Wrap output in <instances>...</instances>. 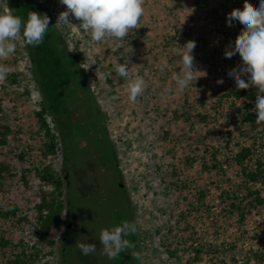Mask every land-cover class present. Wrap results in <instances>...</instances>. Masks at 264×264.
Listing matches in <instances>:
<instances>
[{
	"label": "rangeland",
	"instance_id": "1",
	"mask_svg": "<svg viewBox=\"0 0 264 264\" xmlns=\"http://www.w3.org/2000/svg\"><path fill=\"white\" fill-rule=\"evenodd\" d=\"M43 1L56 24L66 7L59 0ZM248 2L258 7L260 0ZM198 4L197 9L206 8L201 14L208 19L185 15L167 24L165 30L171 28L166 35L136 29L123 42L97 43L77 26L55 25L68 52L78 56L76 62L104 117L131 222L137 226L135 251L142 260L128 252L109 260L102 252L101 230L127 219L121 201V216L113 218L68 195L72 211L68 216L65 206L58 226L49 230L52 244L38 239L36 208L41 193L50 187L37 177L36 169L49 166L67 193L59 175V149L56 145L54 154L46 157L41 153L44 137L35 116L40 95L22 40L12 56L0 60L11 70L0 81V263L18 252L13 246L23 243L41 251L35 264H264V204L239 223L236 215L227 213L224 195L234 192L241 198L244 193L233 155L249 147V158L260 155L264 161L259 147L264 123L256 128L241 125L240 102L232 103L236 85L227 73L241 63L240 57L224 56L243 27L235 21L229 27L227 15L242 9L244 0H198ZM70 22L79 23L72 17ZM187 40L196 42L195 62L207 76L179 90L173 79L180 71L177 43L182 46ZM127 58L132 73L146 81L145 92L135 103L128 100L127 81L115 73L116 62ZM218 79L224 83L217 84ZM46 120L55 134L52 118L48 115ZM213 162L216 168L211 167ZM107 187L111 200H116L115 185L109 182ZM60 198L66 205V196ZM80 242L96 244V252L83 255L77 247ZM255 252L262 254L260 262L253 257Z\"/></svg>",
	"mask_w": 264,
	"mask_h": 264
},
{
	"label": "clouds",
	"instance_id": "2",
	"mask_svg": "<svg viewBox=\"0 0 264 264\" xmlns=\"http://www.w3.org/2000/svg\"><path fill=\"white\" fill-rule=\"evenodd\" d=\"M59 3L64 5L66 10L58 14L55 25L77 26L97 43L105 40L125 41L132 30L141 27L140 21L145 13V0H59ZM70 17L79 23H71ZM234 21L243 27L234 43L225 48L224 56L231 58L238 54L241 63L230 69L227 74L234 78L237 90L254 87L258 89V93H264V0H260L258 7L244 0L242 9L234 8L227 15L229 27ZM49 24L50 17L46 13L29 11L25 21L10 8L0 11V60L15 53L18 39L22 38L26 46L41 45L48 34ZM177 45L180 71L176 72L173 79L177 88L183 90L193 83L195 85L196 81L206 77L207 73L196 65L194 40H188L182 46L178 43ZM129 62L128 58L123 63L116 62L115 73L127 81L128 100L135 103L138 97L144 94L146 81L139 74L132 73V67H128ZM10 71L7 65L0 64V81H4ZM223 83V79L217 80V84ZM255 113L256 124L264 123V95L257 96ZM136 233V224L128 221L111 229H102L99 243L102 245L103 254L109 260H115L121 253L128 252L133 259L142 260L141 253L135 251V243L127 238ZM77 247L85 256L97 250L94 243L80 242Z\"/></svg>",
	"mask_w": 264,
	"mask_h": 264
},
{
	"label": "trees",
	"instance_id": "3",
	"mask_svg": "<svg viewBox=\"0 0 264 264\" xmlns=\"http://www.w3.org/2000/svg\"><path fill=\"white\" fill-rule=\"evenodd\" d=\"M4 7L10 8L15 15L25 21L29 11L46 13L50 17L48 34L41 45L32 47L23 43L30 64L29 68L36 81L37 91L40 95L41 107L35 112V116L38 122V129L44 137L42 155L46 157L54 154L57 145L56 136L49 127L46 117L49 115L52 120L54 117L59 116L69 118L71 114V105L69 103L74 99L81 101V107H87L85 111L91 116V125L104 134V117L90 94L87 77L76 62L78 56H73L68 52L59 31L52 21L45 2L43 0H2L0 11H3ZM232 96L234 106L237 102L242 105V107L237 109L241 125L248 124L256 128L258 124L255 122V102L258 96V89L253 87L246 90H237L236 88ZM4 129L9 132L8 127ZM262 130H264V126ZM261 139L263 142L259 144V147L264 150V136ZM108 143L110 151L112 150V144L110 141ZM249 154H251V150L248 147L244 149V152L235 154L231 158V161L239 168L241 189L244 192L243 196L240 198L236 193L230 194L228 191L224 193L228 198L226 211L228 214L236 215L239 223L244 221L247 213L264 204V197L261 194V192H264V161L260 155H255V158H249ZM211 156L212 161H216L215 154H211ZM211 167L216 168L215 162L212 163ZM203 168L208 170L205 164H203ZM36 175L45 185L50 187L48 191L41 193L40 203L36 208L39 213L36 229L37 236L39 240L52 244V241L48 239L49 230L51 227L58 226L65 206L69 211V185L66 184L64 186V191L67 193L63 192V181L52 174L49 166L37 168ZM62 196H66V205L60 198ZM15 211L16 207H11L10 212L12 215L15 214ZM1 244L7 245L8 242H2ZM13 248L18 252H15L12 257L0 264H35L37 259L42 257L41 251L33 245L27 246L19 243ZM170 254L172 255V253ZM261 256L262 254L257 252L253 254V257L257 258L259 262L262 260ZM43 264L48 263L44 262Z\"/></svg>",
	"mask_w": 264,
	"mask_h": 264
},
{
	"label": "flooded vegetation",
	"instance_id": "4",
	"mask_svg": "<svg viewBox=\"0 0 264 264\" xmlns=\"http://www.w3.org/2000/svg\"><path fill=\"white\" fill-rule=\"evenodd\" d=\"M80 102L78 99L70 101L69 118H53L59 149V175L69 185L72 201L84 200L90 207L98 208L106 212L104 215L113 218L121 216V201L128 211L126 221L131 222V207L126 199L113 149L109 151L105 127L102 134L98 128L91 125V116L80 106ZM109 182L115 185L118 195L116 200L109 197ZM71 209L67 213L68 216ZM134 237L135 235L131 236L133 242Z\"/></svg>",
	"mask_w": 264,
	"mask_h": 264
},
{
	"label": "crops",
	"instance_id": "5",
	"mask_svg": "<svg viewBox=\"0 0 264 264\" xmlns=\"http://www.w3.org/2000/svg\"><path fill=\"white\" fill-rule=\"evenodd\" d=\"M198 5V0H145V13L140 21L141 27L138 29L150 35H166L167 32L170 33L171 28L168 26L165 30L167 24L175 23L185 15L193 19L198 15H200L199 19H208V16L201 14L206 8L197 9ZM189 24L191 25L192 22L190 21Z\"/></svg>",
	"mask_w": 264,
	"mask_h": 264
},
{
	"label": "water",
	"instance_id": "6",
	"mask_svg": "<svg viewBox=\"0 0 264 264\" xmlns=\"http://www.w3.org/2000/svg\"><path fill=\"white\" fill-rule=\"evenodd\" d=\"M67 227H69V224L67 225Z\"/></svg>",
	"mask_w": 264,
	"mask_h": 264
},
{
	"label": "built area",
	"instance_id": "7",
	"mask_svg": "<svg viewBox=\"0 0 264 264\" xmlns=\"http://www.w3.org/2000/svg\"><path fill=\"white\" fill-rule=\"evenodd\" d=\"M5 8H6V7H5ZM5 8H4V9H5Z\"/></svg>",
	"mask_w": 264,
	"mask_h": 264
}]
</instances>
